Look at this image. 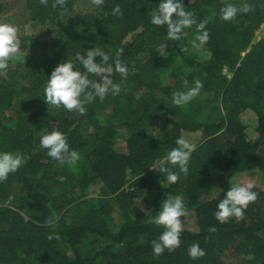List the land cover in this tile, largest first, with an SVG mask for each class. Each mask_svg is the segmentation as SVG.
Instances as JSON below:
<instances>
[{
    "label": "trees",
    "instance_id": "trees-1",
    "mask_svg": "<svg viewBox=\"0 0 264 264\" xmlns=\"http://www.w3.org/2000/svg\"><path fill=\"white\" fill-rule=\"evenodd\" d=\"M9 1L0 0V16ZM15 1L32 22H50L54 36L39 42L45 54L33 56L34 39L19 37L25 65L0 71V151L24 158L0 182V264H264L263 190L254 186L256 199L241 219L214 216L235 177H264V0H183L204 22V44L195 41V25L179 40L166 39V27L149 22L159 0H103L86 14L75 12L79 0L63 8H53L54 0ZM228 3L248 10L221 20ZM117 5L119 18L111 14ZM93 47L109 55L105 67H113L120 93L85 104L83 115L47 105V75ZM117 51L128 68L123 78L112 64ZM195 80L199 95L174 105L172 94ZM51 130L79 153L74 164L40 147L41 133ZM181 135L193 146L187 174L169 164L178 180L153 182L150 166ZM176 195L196 227L183 229L179 247L154 255L151 242L164 229L144 204L159 208ZM193 243L203 256H188Z\"/></svg>",
    "mask_w": 264,
    "mask_h": 264
},
{
    "label": "clouds",
    "instance_id": "clouds-1",
    "mask_svg": "<svg viewBox=\"0 0 264 264\" xmlns=\"http://www.w3.org/2000/svg\"><path fill=\"white\" fill-rule=\"evenodd\" d=\"M46 3V0H41ZM92 3L100 8L103 0H92ZM65 0H54L52 7L63 8ZM247 4L237 7L231 3L225 4L220 9V19L224 21L233 20L238 12H246ZM111 14L119 18L121 15L119 5L111 9ZM149 22L154 26L166 27V39L179 40L184 29L193 25L197 33L195 41L204 44L209 39L204 22L197 23L193 12L186 10L183 0H159L157 7L152 11ZM20 39L15 25L0 22V71L6 70L8 62L19 49ZM109 55L100 48H87L84 53L77 52L73 59L66 58L59 62L47 75L44 85L43 100L47 105L56 107L63 106L66 111H75L80 115L85 114V104L91 103L94 99L102 102L109 93L118 95L121 85L113 83V67L108 65ZM114 71L121 77H126L127 66L120 60V52L117 51L112 58ZM82 69V71H81ZM90 77L98 78L93 79ZM187 84V82H185ZM202 84L199 80L194 81L192 87L186 91L181 90L172 94V103L183 106L199 95ZM177 147L167 152L165 157L155 161L150 168L165 177V181L174 184L178 180L176 172L171 171L169 164L176 166L181 173L187 174L188 162L193 151V146L184 136L175 140ZM39 145L47 150V155L61 164H74L79 159V153L69 150L64 134L58 130L43 132L40 135ZM24 163L20 153L0 151V182L6 180L10 173L16 172ZM254 185L249 182L241 184L233 183L224 192L223 198L216 205L214 216L220 223H225L229 218L241 219L247 205L256 199V193L252 191ZM185 216L184 200L181 195L163 200L160 203L159 211L151 218V222L162 225L163 231L157 239L151 242L154 255L161 254L165 249L169 251L179 247L180 234L183 231V223L180 217ZM214 231V229H209ZM52 239L50 235L48 237ZM188 256L192 259L204 255L199 244L193 243L188 248Z\"/></svg>",
    "mask_w": 264,
    "mask_h": 264
},
{
    "label": "rangeland",
    "instance_id": "rangeland-1",
    "mask_svg": "<svg viewBox=\"0 0 264 264\" xmlns=\"http://www.w3.org/2000/svg\"><path fill=\"white\" fill-rule=\"evenodd\" d=\"M95 7V5L92 3V0H79L75 12H84L85 14L92 10ZM0 22H6L10 23L16 26L18 37H32L34 39V42L31 44L30 49L32 51L33 55H39V54H45L46 51H43L41 49V45L39 42L46 41L48 39H51L54 36L53 31L48 32V29H50V22H47L48 24H41L39 22H32L29 19L28 11L24 9V6L21 3L16 2L15 0L9 1V8L4 11V13L0 16ZM50 25V26H49ZM264 29V25L262 26ZM37 39V41H36ZM26 57H29L28 53L20 52L18 49V52L9 59V66L11 67L12 64L17 63L19 65H25V59ZM159 129L158 125L154 126L152 129V133L156 132ZM152 175L149 176V178L153 182H157L158 184H162L165 182V179L163 175L159 174L158 172H152ZM241 183V184H247L251 182L256 189L263 190L264 191V177H262L261 173L257 171H253L250 173H244L240 174L239 176L235 177L233 180V183ZM155 201L144 204V206L151 211L150 213V220L151 218L159 211V208H154L152 205ZM149 211V212H150ZM182 223H183V229H189L194 230L195 225V218L193 211H186L185 210V216L180 217Z\"/></svg>",
    "mask_w": 264,
    "mask_h": 264
}]
</instances>
